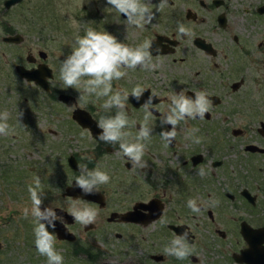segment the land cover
<instances>
[{
    "label": "flooded vegetation",
    "instance_id": "flooded-vegetation-1",
    "mask_svg": "<svg viewBox=\"0 0 264 264\" xmlns=\"http://www.w3.org/2000/svg\"><path fill=\"white\" fill-rule=\"evenodd\" d=\"M7 1L9 0H0V42L11 48L14 55L5 54L2 50L1 53L4 61L12 58L10 63L18 78L39 87L47 98H56L71 107L70 117L75 123L72 111L77 106L88 110L96 121L101 115H114L115 109L105 113L99 108L102 100L97 101L93 97L96 104L79 105L76 94L54 87V71L48 60V52L43 48L32 47L29 35L15 25L16 21L26 23L27 26L28 23H33L37 10H42L37 7L40 3L36 0ZM49 1L42 0V3ZM99 1L107 4L106 0H92V4ZM151 2L156 4L158 0ZM169 5L173 6L168 9L169 12L165 7L156 13L152 24L143 29L133 28L131 33H124L121 40L116 31L121 26L126 29V25L118 23L112 8L107 16L98 15L97 8L95 12H90L93 13L92 28L97 31L105 30L120 42L134 47L145 39L151 40L153 60L161 65L154 72L144 71L139 67L127 70L126 77L113 81V88H124L131 92L139 84L147 89L137 104L134 103L135 98L132 101V96H129V118L132 115H144L141 105L151 93H156L157 98L153 103L158 111H152L153 119L157 120L160 112L166 111L169 94L182 89L193 99L195 92H205L211 101L209 111L202 120L197 116L195 120L181 121L176 140L167 147L158 135L162 128L154 125L144 156L148 167L140 170H131V164L118 155V144L109 145L99 141L98 135L94 136L88 128L82 127L89 135L90 144L66 154V165L72 174L60 196L63 200H84L95 205L99 211L109 209L110 200L120 197L127 205L118 210L109 209L106 222L115 226H127V229H139L140 233L146 232L143 236L146 242L154 243L157 240L155 243L158 242L161 247L174 236L188 230L190 245L199 242L208 250V255L199 259L197 250L194 249L193 254L184 260L165 256L163 250L159 253L149 252L130 261L131 264H264V0H169ZM48 13L44 16L52 17ZM82 14L86 13L80 10L75 16L85 18ZM178 24H183L189 30V35H179ZM6 36L16 39L5 40ZM157 48L160 49L159 52L156 51ZM42 63L50 67L52 72L51 76L46 77L47 90L34 80L22 77L16 68L18 65L26 69L36 68ZM60 92L72 94L76 102L68 105L60 100ZM24 100H27L26 96ZM142 120L136 121L135 128L129 130L135 133ZM165 129L170 130L171 125H166ZM187 129H198L195 135L202 138L199 144L185 140ZM69 156L74 157L77 165L87 164L89 169L99 166L110 173L112 180L114 177H123L129 182L133 181L132 190H121L123 192L136 190L138 186L135 180L139 176L150 184L152 192L146 198L127 201L124 195L115 193V197L111 196L114 193L111 191L115 189L108 183L99 188L103 198L102 206L80 197L65 196V186L79 175V170L69 166ZM83 156H89L91 160L81 159ZM0 161L2 175L8 179L17 178L18 184H24L26 178L31 176L22 174V171L28 170L25 164L16 170L15 164L9 161L4 163L1 158ZM46 165L45 160L44 168L32 165L29 171H36V175L44 174L47 171ZM200 168H204L206 172L203 178L197 174ZM62 178L63 176H59L60 180ZM196 180L210 181L207 186L213 181L218 182L215 189L211 187L204 190L202 195L200 193L203 200L195 199L202 209L198 215L199 223L204 226L202 229L197 227L199 224L191 221L195 219L196 213L187 207V201L195 198ZM41 187L44 191L46 186ZM211 191L214 192V199ZM45 193L46 196H51L50 191H45L44 196ZM213 201H218V204L210 206ZM136 204L141 205L138 210L143 215L142 222H123L116 217L108 220L113 213L132 211ZM53 208L67 213V209L62 206ZM161 219L166 223L162 224ZM75 223L72 217L71 223L64 222L63 225L72 232ZM92 225L83 228L89 230L95 226ZM171 226L182 232L179 234ZM49 230L52 231L51 228ZM201 230L206 235L203 233L199 238ZM73 234L75 238L71 241L56 239L55 247L64 259L69 255L70 260L81 262L85 257L89 263L97 264L104 258L95 243ZM115 236L120 238L121 233L116 232ZM2 245L0 241V250Z\"/></svg>",
    "mask_w": 264,
    "mask_h": 264
},
{
    "label": "rangeland",
    "instance_id": "rangeland-1",
    "mask_svg": "<svg viewBox=\"0 0 264 264\" xmlns=\"http://www.w3.org/2000/svg\"><path fill=\"white\" fill-rule=\"evenodd\" d=\"M36 2L40 3L37 7H41L42 10H37L36 16L32 20L33 23H28L27 26L26 23L20 24L16 21L15 25L19 30L29 35L32 47L43 48L48 52V60L54 71L52 78L54 87L70 91L78 97L79 94L75 89H66L59 80L60 61L70 54V44L75 37L83 35L86 28L92 27L93 13L90 14L91 11L95 12V8H97L98 15L107 16V13L109 14L112 10L108 8L110 7L108 4L100 1L92 4V0H50L45 4L42 3V0H36ZM169 8H173V6H166V11L169 12ZM80 10L86 13L82 14L85 18L75 16ZM46 12H50L52 20L47 17L49 13ZM113 13H116L118 23L123 24L125 18H122L114 9ZM44 14L47 15L44 16ZM132 30L133 27H129L126 31L121 26L116 31L117 37L121 40L124 38V33H131ZM1 50L5 54L12 53L11 48L0 42V112L7 111L9 113L8 123L14 131L8 136L0 135V158L4 163L9 161L15 164L16 170L25 164V168L28 170L20 169V171L22 174L31 176L26 178L24 184H18L17 178L9 177L10 179H8L2 175V162L0 161V241L3 244L0 250V264H46V257L39 255L34 245L32 218L25 219L22 212L25 206L31 207L27 187L36 176V171L31 170L30 172L29 167L40 165L44 168L46 160L47 171L39 177H41L42 185L46 186L44 192L50 191L51 196H46L45 193L43 205L45 207L59 205L68 209L71 199L63 200L60 196L61 190L70 181L72 174L66 165L65 156L71 150L81 149L83 145L90 144L89 135L71 119V107L64 105L56 98H47V95L39 87L19 79L12 63H10L12 58L4 61ZM24 96L27 97V100H24ZM90 104H96L93 97L87 103L79 102V105L83 106ZM19 114L22 115L19 116ZM140 119H143V115L130 117L132 121ZM154 125L161 128L159 118L157 120L152 118L151 126L154 127ZM59 176H63V180H60ZM207 181H195V195L191 192L195 196L194 200L198 198L203 200L201 195L204 190L211 189V187L215 189L218 186L217 181H213L207 186L210 183ZM128 182L123 177L110 179V187L115 189L111 191L114 192L111 196L124 195L127 201L150 196L152 192L149 189L150 184L147 181L146 184L142 176L135 180L138 186L136 190L121 191L132 190L133 181L129 184ZM210 193L214 199V192ZM79 201L81 205L87 204L98 211L93 228L84 230L83 226L78 223H75L72 228V232L78 238L92 241L101 249L104 258H101L97 264H131L130 261L143 257L142 254L159 253L163 250L158 242L155 243L157 240L154 243L146 242L143 237L146 232L140 233L139 229H127V226H115L106 222L105 217L108 215L109 209L118 210L127 205V202L120 200V197L112 198L109 209L102 211L84 200L79 199ZM191 221L199 224L197 227L204 228L199 223L197 214ZM116 232L121 233L120 238L115 236ZM203 233L206 235L204 230L199 232V238ZM164 241H166L165 238ZM201 245L199 242L191 245L197 250L196 255L199 259L208 255V250L205 249L207 247ZM76 263L91 264L85 260V257L81 262L70 260L69 255L64 259V264Z\"/></svg>",
    "mask_w": 264,
    "mask_h": 264
},
{
    "label": "clouds",
    "instance_id": "clouds-1",
    "mask_svg": "<svg viewBox=\"0 0 264 264\" xmlns=\"http://www.w3.org/2000/svg\"><path fill=\"white\" fill-rule=\"evenodd\" d=\"M106 3L109 8L125 17L127 31L129 27L143 29L146 25L152 24L156 13L168 6L169 0H158L156 4L151 0H106ZM177 28L179 35H189V30L183 24H178ZM70 47V54L60 61L59 80L66 89L71 88L78 92L77 102L87 103L90 98L95 97L97 101L102 100L99 108L103 112L110 113L115 109L114 115H101L97 120V126L101 130L98 133V140L109 145L118 144V155L131 164V170L147 168L148 163L144 156L153 135L152 109L158 111L156 104L153 103L157 94L151 93L144 100L141 105L143 120L139 123V129L133 133L129 129L136 126V121L130 120L127 114V101L131 95L139 102L147 89L139 84L134 86L131 92L124 88L114 89L113 81L126 77L127 70L139 67L144 71L154 72L160 68V63L154 62L150 51L153 47L152 41L145 39L133 47L118 41L105 30L97 31L88 27L83 35L75 37ZM156 51L159 52L160 49L157 48ZM194 94V99L183 89L169 94L166 111L160 112L159 116L162 130L158 135L165 147L176 140L177 128L181 121L195 120L197 116L202 120L209 111L211 101L207 94L203 91ZM8 120L9 113L0 112V135L8 136L14 131ZM166 125H171V129H165ZM197 131L198 129H187L184 134L185 140L199 144L202 138L195 135ZM81 159L91 160V157L83 156ZM78 170L79 175L71 186L78 188L85 195L96 194L100 186L108 184L111 179L108 172L99 166L89 169L87 164H78ZM197 174L203 178L206 174L205 169L200 168ZM41 185L39 175L34 176L32 183L27 187L31 207L25 206L22 209L23 216L25 219L32 218L34 245L38 254L46 257V264H64L63 255L55 247L57 234L54 231L56 223L64 224V219L57 214L55 208L43 205L44 191ZM215 204H218V201L211 202L210 206ZM187 207L197 215L202 211L194 199L187 201ZM67 213L84 227L95 224L98 217L95 208L87 204L81 205L79 199H71ZM160 222L166 223L163 219ZM189 235L190 232L185 230L182 234L174 236L163 247V254L178 260L187 259L194 252L193 246L188 242Z\"/></svg>",
    "mask_w": 264,
    "mask_h": 264
},
{
    "label": "water",
    "instance_id": "water-1",
    "mask_svg": "<svg viewBox=\"0 0 264 264\" xmlns=\"http://www.w3.org/2000/svg\"><path fill=\"white\" fill-rule=\"evenodd\" d=\"M16 0H9L7 1V3L9 2H13ZM5 40H15L16 38L13 36H6L4 37ZM17 70L19 72V74L24 77L25 79L28 80H34L39 86H41L44 89H48V82L46 80L47 76H51L52 72H51V68L48 67L46 64L42 63L39 64L38 67L36 68H30V69H26L24 68L22 65H18ZM58 98L64 102H66L68 105H71L72 103H75V97L67 92H60L58 94ZM132 101H135L134 98L132 97ZM135 104H137L138 102H134ZM72 117L73 119L83 128H88L89 131L91 132L92 135L97 136L98 133L101 131L98 126H97V121L92 117L91 113L82 108V107H74L73 111H72ZM68 164L71 168L73 169H77L78 170V165L77 162L75 161L73 156H69L68 157ZM75 179H73L69 184H67L65 186L64 189V195L65 196H72L73 198L76 197H80L89 201H93L96 203H99V205H103V198H102V193H100V191H98L96 194L94 195H85L83 194L78 188H75L74 186L72 187L71 184L75 183L74 182ZM139 206H141L140 204H136L133 207L132 211L129 212H124V213H113L108 220H113L114 217H116L119 221H123V222H142L143 219V215L139 212ZM57 214L62 216L64 219V222H66L67 224L71 223V219L72 216L63 212V211H59L57 210ZM89 227H92L93 225H88ZM87 228V226L85 227ZM171 228L176 231L179 232V234L182 232L180 229H178L177 227L171 226ZM57 234V238L58 239H65V240H73L75 238L74 234L72 232H70L63 224L61 223H56V228L54 230Z\"/></svg>",
    "mask_w": 264,
    "mask_h": 264
}]
</instances>
